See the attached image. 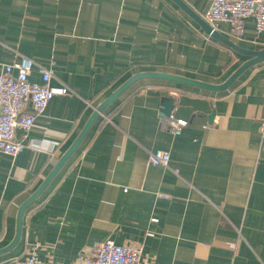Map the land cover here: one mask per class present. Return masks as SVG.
<instances>
[{
  "label": "crops",
  "instance_id": "crops-1",
  "mask_svg": "<svg viewBox=\"0 0 264 264\" xmlns=\"http://www.w3.org/2000/svg\"><path fill=\"white\" fill-rule=\"evenodd\" d=\"M203 16L212 0H182ZM264 48L253 18L246 36ZM20 56L53 70L54 96L11 157L0 152V248L21 204L78 136L94 109L138 73L224 82L247 59L204 33L173 0H0V70ZM171 97L168 130L161 101ZM213 112L211 120L209 116ZM264 61L227 89L173 81L133 82L95 119L44 191L24 212L19 243L0 264L31 253L37 264H81L94 244L143 246L140 264H264ZM169 153L167 167L148 153ZM176 170V171H175ZM126 189V191H124Z\"/></svg>",
  "mask_w": 264,
  "mask_h": 264
},
{
  "label": "built area",
  "instance_id": "built-area-1",
  "mask_svg": "<svg viewBox=\"0 0 264 264\" xmlns=\"http://www.w3.org/2000/svg\"><path fill=\"white\" fill-rule=\"evenodd\" d=\"M202 18L217 30L220 24H227L228 36L237 39L246 36L245 21L253 18L255 36L259 37L264 34V0H212ZM35 66L31 58L20 56L0 70V152L11 157H16L24 147L15 138L16 130L28 132L54 96L67 95L71 91L63 84L53 85V70L43 66L37 65L41 83L30 81L29 75ZM186 125L185 119L174 118L171 114L167 117L168 130L174 134H179ZM260 131L264 137V121ZM147 160L151 166L167 167L170 156L156 149L148 153ZM33 249L28 256L15 258L8 264H37ZM142 252V245L127 246L105 240L92 245L81 264H140Z\"/></svg>",
  "mask_w": 264,
  "mask_h": 264
},
{
  "label": "water",
  "instance_id": "water-1",
  "mask_svg": "<svg viewBox=\"0 0 264 264\" xmlns=\"http://www.w3.org/2000/svg\"><path fill=\"white\" fill-rule=\"evenodd\" d=\"M176 2L190 17H192L201 27V29L209 35L212 39L217 40L224 44L225 46L231 48L235 52L244 55L247 57L231 74L230 76L220 84H211L195 79H190L187 77L175 75V74H168V73H161V72H145V73H138L130 77L127 81H125L121 86H119L113 93H111L99 106H97L91 116L89 117L88 121L75 138L71 146L68 150L62 155V157L58 160L56 165L53 167L51 172L47 175V177L43 180V182L38 186V188L21 204L18 209L17 216H16V228L15 234L8 245L3 248H0V255L4 254L11 249H13L20 241L22 228H23V215L27 207L34 202V200L44 191L46 186L49 184L51 179L57 173V171L62 167L65 161L70 157L79 143L82 141L88 130L90 129L91 125L98 117L99 114L103 112V110L113 101L115 100L124 90H126L133 82L138 79L142 78H156L162 80L173 81L176 83L186 84L206 90L211 91H222L227 89L247 68L252 65L264 61V48L262 49H249L244 48L233 41L231 38L227 37L219 30L213 28L210 24H208L201 16L196 14L193 10H191L182 0H173ZM161 115L168 117L171 114L173 109V100L171 97H164L161 101ZM213 112L209 116V119L213 117Z\"/></svg>",
  "mask_w": 264,
  "mask_h": 264
}]
</instances>
